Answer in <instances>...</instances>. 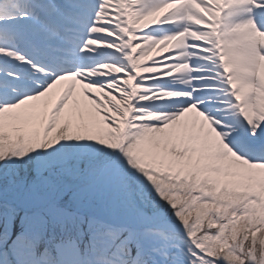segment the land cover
Segmentation results:
<instances>
[{"label":"snow or ice","instance_id":"6c2138e0","mask_svg":"<svg viewBox=\"0 0 264 264\" xmlns=\"http://www.w3.org/2000/svg\"><path fill=\"white\" fill-rule=\"evenodd\" d=\"M0 264H264V0H0Z\"/></svg>","mask_w":264,"mask_h":264}]
</instances>
